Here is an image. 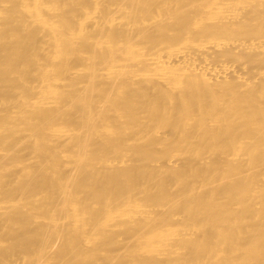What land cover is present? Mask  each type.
I'll return each instance as SVG.
<instances>
[{
    "label": "bare ground",
    "instance_id": "obj_1",
    "mask_svg": "<svg viewBox=\"0 0 264 264\" xmlns=\"http://www.w3.org/2000/svg\"><path fill=\"white\" fill-rule=\"evenodd\" d=\"M0 264H264V0H0Z\"/></svg>",
    "mask_w": 264,
    "mask_h": 264
}]
</instances>
